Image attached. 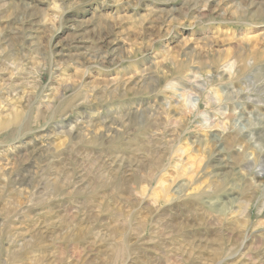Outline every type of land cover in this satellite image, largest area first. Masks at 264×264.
<instances>
[{
	"label": "rangeland",
	"instance_id": "obj_1",
	"mask_svg": "<svg viewBox=\"0 0 264 264\" xmlns=\"http://www.w3.org/2000/svg\"><path fill=\"white\" fill-rule=\"evenodd\" d=\"M263 185L264 0H0V264H264Z\"/></svg>",
	"mask_w": 264,
	"mask_h": 264
},
{
	"label": "bare ground",
	"instance_id": "obj_2",
	"mask_svg": "<svg viewBox=\"0 0 264 264\" xmlns=\"http://www.w3.org/2000/svg\"><path fill=\"white\" fill-rule=\"evenodd\" d=\"M256 177H259V175H256ZM264 186V185H263ZM240 203H242V201L241 202H239V205H241ZM245 206V205H244ZM243 210H244V207H243ZM241 211L240 210H237V213H240Z\"/></svg>",
	"mask_w": 264,
	"mask_h": 264
}]
</instances>
